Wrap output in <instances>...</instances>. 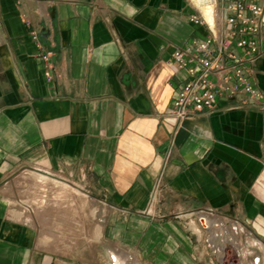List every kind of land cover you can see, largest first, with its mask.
Listing matches in <instances>:
<instances>
[{
  "label": "crops",
  "instance_id": "1",
  "mask_svg": "<svg viewBox=\"0 0 264 264\" xmlns=\"http://www.w3.org/2000/svg\"><path fill=\"white\" fill-rule=\"evenodd\" d=\"M194 13L189 0H0V264H112L116 250L141 264H197L211 246L185 222L201 209L264 242V108L226 101L180 125L169 114L187 79L172 54L207 34ZM256 67L264 94V59ZM26 170L105 205L96 257L39 246L9 197Z\"/></svg>",
  "mask_w": 264,
  "mask_h": 264
},
{
  "label": "built area",
  "instance_id": "2",
  "mask_svg": "<svg viewBox=\"0 0 264 264\" xmlns=\"http://www.w3.org/2000/svg\"><path fill=\"white\" fill-rule=\"evenodd\" d=\"M208 1L213 6L212 22L189 0L195 12L190 20L205 26L206 36L176 48L172 54L176 69L187 73L169 113L178 125L187 117L212 114L226 101H232L230 108H264V94L256 82V66L264 59V5L253 0ZM41 57L48 81H52L55 74L50 56L45 53ZM170 141L167 160L174 150L173 136ZM162 188L160 177L151 193L150 207L162 199Z\"/></svg>",
  "mask_w": 264,
  "mask_h": 264
},
{
  "label": "rangeland",
  "instance_id": "3",
  "mask_svg": "<svg viewBox=\"0 0 264 264\" xmlns=\"http://www.w3.org/2000/svg\"><path fill=\"white\" fill-rule=\"evenodd\" d=\"M23 172H17V174H15V176H13L8 183V187H10L11 189V195L9 196L10 202L13 203L15 211H18L20 215H23L22 220L25 219L29 214L36 216L35 210H37L39 199H41L42 196L45 195L43 199H45L46 201H49L52 197L58 196L56 193H52L50 191L47 193L45 192V190H39V188L37 190H27L28 182L21 178ZM33 172L37 174H43L36 171ZM47 176L48 186L53 184L54 180H59L70 186H74L59 177L57 178L54 176ZM34 182H37L36 178L33 179V183ZM74 187L77 189V193L75 194V196L65 194V196H68L66 199H64L66 201L63 213L61 212L55 214L54 218L50 217L49 224L47 225V228L50 229L51 232L54 231L58 233L59 236H62L64 238V243L66 244L67 249H64L65 244L61 245L55 250L51 249V247L49 246V242L54 238L47 233L44 234L42 232L41 227H38L35 224L34 227H36L38 231V243H41L45 248L47 247L48 249L55 251L58 254L62 253L71 257L89 255L92 258L93 256H95L97 245L98 243H100L99 241H101L100 224L102 220L106 219V207L102 203H96L87 192L82 191L76 186ZM55 191L56 190H54V192ZM34 192H36L37 194ZM200 218L201 217L198 215H191L189 218L186 219L185 222L186 226L191 228L201 239H203L202 246L204 245V247H206L204 240H207V244L211 246V248L208 247V249H206V254L202 256L201 262L197 261V264H221L219 253L215 252L213 246L210 243L208 229L199 223ZM192 220L202 230L201 234L196 232L195 229L191 227L192 225H190V222ZM242 225L244 226L243 232L238 235V238H242L244 240V245L247 246L249 249L251 255V257L250 255L248 256L249 261L251 262V260H254V258H259L258 264H264V253L252 248L247 238L249 237L252 239H258L259 237H255L250 231L247 230L244 224ZM192 230L189 229V233L192 237L196 238V235L193 233ZM230 249L231 246H228L225 250L228 251ZM185 262L186 264H189L191 262V259H185Z\"/></svg>",
  "mask_w": 264,
  "mask_h": 264
},
{
  "label": "bare ground",
  "instance_id": "4",
  "mask_svg": "<svg viewBox=\"0 0 264 264\" xmlns=\"http://www.w3.org/2000/svg\"><path fill=\"white\" fill-rule=\"evenodd\" d=\"M192 2L201 10L208 21H213V6L208 0H192ZM21 178L28 182L27 190H37L39 188L41 191L45 190L47 193L50 191L58 195L56 197H52L49 201L43 199L45 195L42 196V198L39 199L37 210H35L36 216L29 214L23 220L29 225L35 226L36 224L38 227L40 226L44 234L47 233L54 238L49 242L51 249L55 250L59 248L61 245L65 244V240L62 236H59L58 233L54 231L51 232V230L47 228V225L50 221L49 218H54L55 214L57 213H63L66 201L64 199H66L68 195L75 196L77 189L74 186H70L59 180H54L53 184L48 186V176L46 174H37L31 170L24 171L21 175ZM34 178H36L38 183H33ZM54 190L56 191L54 192ZM65 194L68 195L65 196ZM195 214L201 218L203 217L201 222V218L199 219V223L208 229L210 243L213 246L215 252L219 253L221 264H254L253 260H251V262L249 261L248 256L250 255V252L248 247L244 245V240L242 238H238V235L243 232L244 226L242 224H240L238 221L235 222V220L232 218L227 219L225 216H221L216 212L214 213L207 210L201 209L200 211L195 212ZM190 225H192L191 227H193L196 232L201 234L202 230L194 221H191ZM247 238L252 248L264 253V242L262 240L259 238ZM39 246L41 248H45L41 243H39ZM228 246H231V249L226 251L225 249ZM64 249H67L66 244ZM108 255L110 256V262L112 264H141L135 257L123 255L118 250L115 252L110 251ZM258 260L259 258L255 259L256 264Z\"/></svg>",
  "mask_w": 264,
  "mask_h": 264
},
{
  "label": "water",
  "instance_id": "5",
  "mask_svg": "<svg viewBox=\"0 0 264 264\" xmlns=\"http://www.w3.org/2000/svg\"><path fill=\"white\" fill-rule=\"evenodd\" d=\"M54 10H55V9H54ZM51 16H53V18H54V11L51 12ZM202 218H203V217H202ZM202 218L200 219V222H201Z\"/></svg>",
  "mask_w": 264,
  "mask_h": 264
}]
</instances>
